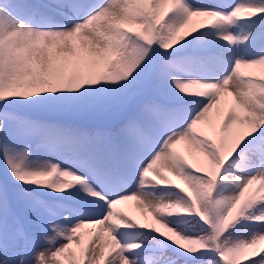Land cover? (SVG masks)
Instances as JSON below:
<instances>
[{"label": "snow or ice", "instance_id": "6c2138e0", "mask_svg": "<svg viewBox=\"0 0 264 264\" xmlns=\"http://www.w3.org/2000/svg\"><path fill=\"white\" fill-rule=\"evenodd\" d=\"M0 161V264H238L264 0H0Z\"/></svg>", "mask_w": 264, "mask_h": 264}, {"label": "bare ground", "instance_id": "6f19581e", "mask_svg": "<svg viewBox=\"0 0 264 264\" xmlns=\"http://www.w3.org/2000/svg\"><path fill=\"white\" fill-rule=\"evenodd\" d=\"M2 170H3V167L0 168V173H2ZM128 204H130V205L125 204V205H127V206H125V211H127L130 214L131 210H132V211H134V214L136 215L137 219H142V215H141L140 210L137 206V203L135 201H130V202H128ZM131 214H133V212ZM135 215H134V217H135ZM262 250H264V244L258 245L255 249L247 250L245 255H243L240 258V260L238 261V264H248V261L250 259L256 258L259 251H262ZM250 252H252V253L255 252L254 256H250V255L248 256V253H250Z\"/></svg>", "mask_w": 264, "mask_h": 264}, {"label": "rangeland", "instance_id": "374dc122", "mask_svg": "<svg viewBox=\"0 0 264 264\" xmlns=\"http://www.w3.org/2000/svg\"><path fill=\"white\" fill-rule=\"evenodd\" d=\"M189 91H196V89H189ZM3 167V162L2 161H0V168H2ZM3 171V170H2ZM127 205H130V204H128L127 203ZM127 205H121L120 207L123 209V210H125V206H127ZM130 211V210H129ZM133 212V214H131ZM131 213H130V215H133V217H134V211H132L131 210ZM135 218H136V215H135ZM254 254H255V252H250V253H248V256L250 255V256H254Z\"/></svg>", "mask_w": 264, "mask_h": 264}]
</instances>
